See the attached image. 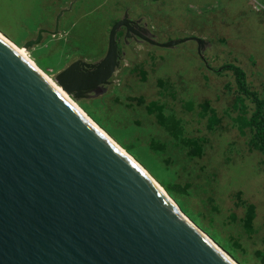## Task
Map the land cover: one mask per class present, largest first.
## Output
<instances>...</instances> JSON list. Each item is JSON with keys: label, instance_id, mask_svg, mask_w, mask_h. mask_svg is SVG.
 I'll return each mask as SVG.
<instances>
[{"label": "rangeland", "instance_id": "rangeland-1", "mask_svg": "<svg viewBox=\"0 0 264 264\" xmlns=\"http://www.w3.org/2000/svg\"><path fill=\"white\" fill-rule=\"evenodd\" d=\"M125 15L159 43L182 41L160 46L121 26L111 82L70 97L229 257L264 264V156L237 121L253 104L242 107L231 72L216 71L239 65L264 99V0H0V31L58 84L70 62L104 56ZM40 28L50 32L26 47ZM156 106L179 121V137L159 123Z\"/></svg>", "mask_w": 264, "mask_h": 264}, {"label": "water", "instance_id": "water-1", "mask_svg": "<svg viewBox=\"0 0 264 264\" xmlns=\"http://www.w3.org/2000/svg\"><path fill=\"white\" fill-rule=\"evenodd\" d=\"M128 22L113 23L100 60L75 59L58 84L75 98L109 84ZM165 192L0 37V264H234Z\"/></svg>", "mask_w": 264, "mask_h": 264}, {"label": "trees", "instance_id": "trees-1", "mask_svg": "<svg viewBox=\"0 0 264 264\" xmlns=\"http://www.w3.org/2000/svg\"><path fill=\"white\" fill-rule=\"evenodd\" d=\"M22 19L23 21L27 20L31 22L29 17L25 18V20L24 18ZM223 70H228L233 75L237 99L240 101L241 106L243 107L242 103L245 100H249V102L253 104L251 111H248L249 115L243 112L237 116L238 128L249 131L252 142L264 156V99L260 97L256 90L249 86L245 71L239 65L232 62L226 63L216 71L221 72ZM152 105H154V103H152ZM207 107L206 104H202L203 110H207ZM155 109L158 110L156 117L159 123L164 125L168 130L172 129V133L179 137V133H181L179 121L174 117L166 116L161 110V106H156ZM183 142L188 146L192 145V153L201 155L203 149L198 141L186 139L183 140ZM160 147H162V145ZM166 187L170 194H172L171 191L177 190L176 186L173 184H168Z\"/></svg>", "mask_w": 264, "mask_h": 264}, {"label": "bare ground", "instance_id": "bare-ground-1", "mask_svg": "<svg viewBox=\"0 0 264 264\" xmlns=\"http://www.w3.org/2000/svg\"><path fill=\"white\" fill-rule=\"evenodd\" d=\"M0 37L4 39L7 43H9L12 47H14L60 94H62L70 103H72L98 130H100L105 136H107L119 149L122 150V152L126 153L134 162H136L122 147H120L115 140H113L110 136H108L103 130L99 128L94 122L78 105L77 103L70 97L69 93L63 89L59 84L55 83V81L51 80L45 72H43L36 64L27 56L26 51L23 47L17 46L15 43H13L9 37L7 38L1 31H0ZM137 163V162H136ZM138 164V163H137ZM139 165V164H138ZM140 166V165H139ZM141 167V166H140ZM142 168V167H141ZM144 171H146L144 168H142ZM146 173L152 178V176L146 171ZM153 179V178H152ZM154 180V179H153ZM154 182L160 186L155 180ZM161 188V186H160ZM163 190V188H162ZM164 191H166L164 189ZM168 197L171 198L167 192H165ZM172 199V198H171ZM173 200V199H172ZM174 201V200H173ZM175 202V201H174ZM176 203V202H175ZM178 206V204L176 203ZM179 207V206H178ZM180 209V208H179ZM181 210V209H180ZM183 214V213H182ZM183 216L192 224L194 225L202 235H204L216 248H218L228 259H230L234 264H237L231 257H229L226 252H224L214 241L199 227H197L192 220H190L186 215L183 214Z\"/></svg>", "mask_w": 264, "mask_h": 264}, {"label": "flooded vegetation", "instance_id": "flooded-vegetation-1", "mask_svg": "<svg viewBox=\"0 0 264 264\" xmlns=\"http://www.w3.org/2000/svg\"><path fill=\"white\" fill-rule=\"evenodd\" d=\"M130 28H128V26H123V28L125 29V35L126 36H130L132 34H134V32L132 31V29H135V30H138L139 32H141V28L139 25L135 24V23H132V22H128L127 24ZM132 27V29H131ZM127 31H128V35H127ZM142 33V32H141Z\"/></svg>", "mask_w": 264, "mask_h": 264}]
</instances>
